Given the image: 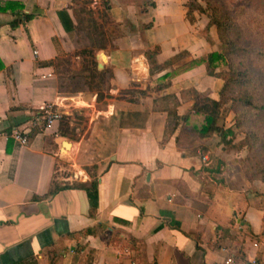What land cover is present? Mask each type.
<instances>
[{"label":"crops","instance_id":"crops-1","mask_svg":"<svg viewBox=\"0 0 264 264\" xmlns=\"http://www.w3.org/2000/svg\"><path fill=\"white\" fill-rule=\"evenodd\" d=\"M106 1L116 31L101 48L111 70L102 102L95 91L68 99L48 62L77 48L58 14L76 22L73 0H0V264L264 262V181L247 179L220 133L188 137L203 114L164 138L168 109L188 113L191 89L219 98L220 78L186 64L214 49L208 19L187 16L186 0ZM156 44L166 64L151 73L144 51ZM77 98L89 111L77 139L57 134L56 121L26 143L10 136L35 126L43 104ZM93 164L94 176L84 167ZM55 172L61 184L96 177L97 205L80 186L51 192Z\"/></svg>","mask_w":264,"mask_h":264},{"label":"trees","instance_id":"trees-1","mask_svg":"<svg viewBox=\"0 0 264 264\" xmlns=\"http://www.w3.org/2000/svg\"><path fill=\"white\" fill-rule=\"evenodd\" d=\"M152 5L154 2L148 0ZM199 0H188L186 1V15L190 17L193 11L197 8L200 11H204L208 14L209 20L205 28L215 25L218 37L221 41L220 49H211L204 55L194 57L192 59L193 64L204 63L205 70L208 74L222 77L223 83L219 91V98L214 99L203 92L196 89H191L193 94V104L188 113L182 116L177 115L175 107L168 109V116L166 128H165V139L168 138L173 131L177 128L179 120H186L190 113L203 114V123L200 125H194L191 129V134L188 135L194 142L198 141L199 138L209 136L214 132L220 133L221 140L226 144L232 142L231 137L236 131L233 126L224 127L223 125L217 124V119L220 114L222 105L227 101L231 100L235 109L240 107L241 109L236 110V121L235 127L241 128L244 126L245 136L242 143L244 142L248 147V152L238 162L244 175L249 181L259 179L264 181V160L258 155L264 154V86L250 71L249 63L247 61L250 48L244 42V30L242 24L237 19L236 15L227 10L218 0H204L205 5L197 3ZM104 13L103 16L107 15L108 2L103 0ZM90 12V10H88ZM61 24L66 31H79L83 29L87 34L90 35V46L87 49H82L84 52L93 54V48H106L111 45L112 36L105 37V30L102 23H98L94 17H90L89 27L92 29L82 28L83 19L78 17L73 9V14L76 19L74 22L71 16L66 10L58 11ZM93 35L97 38H93ZM96 39L99 41L95 43ZM159 51V45H155L153 48H148L144 51V55L147 58L150 65V72H154V69L162 67L166 64L159 63L156 59V55ZM177 55V54H176ZM224 60L227 62L229 70L227 72H219L216 70L218 62ZM54 66L55 72L59 77V86L63 88L61 78H63V69L60 68L62 60L59 59V54L48 61ZM94 68L92 75L102 74L105 69L98 70L96 68L95 61H92ZM3 67V63L0 60V68ZM67 69V68H65ZM88 69V66H86ZM68 70V69H67ZM111 77V70L109 69L108 81ZM108 87V85H107ZM64 89V88H63ZM126 91L132 92V89ZM125 92V91H123ZM106 94L97 89L96 99L101 100ZM107 96H110L109 94ZM38 109V113L40 114ZM41 127L33 126L27 131V134L35 133L40 131ZM59 135H66L64 132H59ZM257 149V150H255ZM256 155L255 160L253 157ZM85 170L92 176L95 175L94 169L96 164L91 166L85 165ZM70 186L83 187L88 195L91 208L97 205V178L94 177L89 184L83 182H73L72 184L64 183L61 184L58 181H52L50 191L54 192L58 189H62Z\"/></svg>","mask_w":264,"mask_h":264},{"label":"rangeland","instance_id":"rangeland-1","mask_svg":"<svg viewBox=\"0 0 264 264\" xmlns=\"http://www.w3.org/2000/svg\"><path fill=\"white\" fill-rule=\"evenodd\" d=\"M186 1L188 2V0ZM218 1L227 10L232 11L242 24L245 36L244 42L250 48V52L247 57L250 71L254 77L263 83L262 85L264 86V0ZM102 2L103 0H73V9L78 17L83 19L82 28L88 27V29H92L88 26V19L90 17H94L98 23L103 24L104 30L106 32L105 37H111L113 32L116 31V28L112 23L108 13L106 16H103L105 11ZM197 3H200L203 6L205 5L204 0H199ZM88 10H90V12ZM194 11L198 12L199 14H203L209 20V16L206 12L200 11L199 8L195 9ZM193 16L194 13L190 15V17ZM202 30L209 36L212 48L214 47V49H220L221 41L218 37L215 25H211L208 28L204 27ZM73 35L76 36L77 48H74L72 51H62L59 53V59L62 60L60 68L63 69L64 73L63 78H61V82L63 83V88L67 92L66 97L71 99V97L77 95L79 91L97 92L98 89L105 92L108 85L107 77L109 75V68H104L102 64H100L101 66L98 64L100 58L97 55H99L102 49L95 46L93 48V54H89L86 51L84 52L82 49H87L90 46V35L87 34L83 29L75 31ZM92 36L94 39L97 38L93 34ZM97 42L99 41L96 39L95 43ZM215 46L217 48H215ZM182 55L183 54L178 53L174 56V59H179ZM192 59L186 62V64L192 63ZM92 61H95L96 68L98 70L105 69L104 73L101 75H92L91 73L94 68ZM86 66H88V69H86ZM216 70L219 72V74L222 72H227L229 70L227 62L220 60ZM218 78H220L223 83V78ZM80 100L82 99L77 98L75 100H67L66 105H63V107L59 109L53 106V109L60 114L58 120L56 121L57 126L55 132L57 134L62 131L66 133V135L63 136H66L67 138H78L76 129L78 128L79 131L83 130L84 126L82 127V125H84L86 117L89 115L88 110L86 111L85 109L78 107L79 103H82L79 102ZM100 101L104 102V99H101ZM88 109L90 111L92 110L90 107H88ZM237 109L241 108L237 107L235 109L231 100H227L221 107L219 118L221 125H231L235 128L236 133L233 136L228 135V138L231 137L232 142L226 143L225 148L226 150L234 149L238 153V160L248 152V147L244 142L242 143L245 136V132L243 131L245 130L244 126L241 128L235 127ZM35 125L37 127H41L40 130L43 129L42 120H40L39 123ZM258 156L264 160V154H260ZM255 157L256 155L253 157V161L255 160ZM60 165H66V162H64L62 159H58L57 166ZM58 175V172L54 173L53 181H58Z\"/></svg>","mask_w":264,"mask_h":264},{"label":"built area","instance_id":"built-area-1","mask_svg":"<svg viewBox=\"0 0 264 264\" xmlns=\"http://www.w3.org/2000/svg\"><path fill=\"white\" fill-rule=\"evenodd\" d=\"M39 110L40 114H37V119H35L34 124H38L40 120L43 122V129L50 127L55 121L58 120L60 114L53 109L52 103L43 104ZM27 131L24 129H20L18 127L13 128L10 132V136L17 139L21 143L27 142ZM131 264H137L136 262H131ZM248 264H264L263 261H259L256 257L249 259Z\"/></svg>","mask_w":264,"mask_h":264},{"label":"bare ground","instance_id":"bare-ground-1","mask_svg":"<svg viewBox=\"0 0 264 264\" xmlns=\"http://www.w3.org/2000/svg\"><path fill=\"white\" fill-rule=\"evenodd\" d=\"M105 59H106L105 55L104 54H100V60L102 61V60H105ZM69 146H70V142L68 140H66L65 143H64V147L68 148Z\"/></svg>","mask_w":264,"mask_h":264},{"label":"water","instance_id":"water-1","mask_svg":"<svg viewBox=\"0 0 264 264\" xmlns=\"http://www.w3.org/2000/svg\"><path fill=\"white\" fill-rule=\"evenodd\" d=\"M100 54H104V53H103V51H101V52L99 53V55H97L99 58H100ZM98 64H99V66H101L100 64H102V62H101V61H99V63H98Z\"/></svg>","mask_w":264,"mask_h":264}]
</instances>
